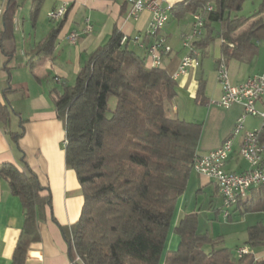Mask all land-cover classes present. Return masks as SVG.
Returning <instances> with one entry per match:
<instances>
[{"label":"trees","instance_id":"1","mask_svg":"<svg viewBox=\"0 0 264 264\" xmlns=\"http://www.w3.org/2000/svg\"><path fill=\"white\" fill-rule=\"evenodd\" d=\"M24 1L7 0L0 48L13 39L14 15ZM30 2L35 24L43 1ZM244 2L184 0L171 10L176 21L203 15L206 34L195 43L198 48L220 39L223 56L246 62L264 44V0L250 17L240 15ZM208 3L214 10L204 13ZM65 16L39 42L38 55L52 57ZM124 38L115 29L88 56L73 84H63L54 100L64 126L65 165L75 173L83 196L78 221L69 228L59 227L69 264H264L254 261L252 254L238 258L236 250L220 246L222 237L200 233L195 213L183 216L172 228L177 200L198 156L202 127L169 115L168 107L177 96L176 81L164 68H149L145 52ZM204 91L200 79L195 94L199 106L206 105ZM8 92L5 89L4 96ZM110 97L115 99L113 110L108 106ZM9 117V107L0 106V123L8 124ZM21 135L22 130L10 134L15 146ZM260 141L264 142V131ZM0 178L19 199L23 213L11 264H25L30 244L40 239L39 221L44 209L51 207L50 194L25 163L22 171L1 165ZM255 194L257 200L243 204L247 210L264 212V188ZM170 233L179 243L166 251ZM263 242L262 224L247 229L245 247L263 248Z\"/></svg>","mask_w":264,"mask_h":264},{"label":"crops","instance_id":"2","mask_svg":"<svg viewBox=\"0 0 264 264\" xmlns=\"http://www.w3.org/2000/svg\"><path fill=\"white\" fill-rule=\"evenodd\" d=\"M42 1L35 24L30 19L32 11L30 4L28 13L30 31L20 19V8L16 11L13 39L5 42L0 48V106L7 105L10 111L9 123L6 125L0 123V166L11 164L22 171L25 163L37 176L45 193L47 190L50 194L51 207L44 209L43 218L39 221L40 239L30 244L25 264H69L67 245L59 227L69 228L78 221L83 196L75 173L65 165L64 126L57 118L54 100L61 93L63 84H73L76 74L88 56L102 46L115 29L125 38L132 39L135 36L144 38L150 14L143 11L137 20H133L129 17L127 0ZM183 1L165 0L164 5H170L173 9L174 5ZM5 4L1 6L0 0V31ZM63 4H67L68 9L63 27L55 41L54 53L52 57L40 56L35 48L55 26L47 14ZM191 20L190 16L187 25H181L180 21L173 18L172 10L169 12V21L162 35L166 37L172 51L163 57L162 65L170 75L176 71L181 58L188 53L181 45V37L189 31ZM88 25L91 28L90 32L85 31ZM205 34L204 30L203 35L193 42V47L199 51V66L176 81L177 96L172 103H180V108L176 104L171 107V114L180 120L201 125L198 156L218 149L231 138L235 121L243 113L242 106L238 104L228 109L211 104V101H217L222 93L216 78L217 61L221 58L225 61L230 83L234 86L242 84L249 77L264 74V44L258 45L255 55L242 62L231 56L222 55L220 39L205 48H198L195 43L200 42ZM72 35H75L74 41L70 40ZM144 41L148 42L146 39ZM5 53L10 54L9 59ZM208 59H211V64ZM200 79L205 82V106L195 103L197 83ZM5 89H9L6 96L3 94ZM182 99H187V109L182 104ZM255 106L259 111L264 110V99L256 101ZM200 111V117H196ZM261 123L259 118L246 117L245 129L259 130ZM21 130L22 135L15 146L10 134L19 133ZM238 144L239 139H235L225 170L240 174L245 172L248 166L238 154ZM256 190L257 188H254L246 193L239 200V203L243 202L237 203L231 211V218L226 219L228 222L239 220L246 235L244 244L249 227L256 224L264 226V212L247 210V206L243 204L257 200ZM189 195L193 196V200H198L199 197L221 199L215 182L193 171L184 194L177 200L172 228L183 216L195 213L187 202ZM209 206L210 209H215L212 203ZM22 224L20 201L10 193L7 182L0 178V264H11ZM178 243L179 238L170 233L166 251L175 250ZM239 248L242 246L236 247ZM250 252L254 261L264 262V252L256 254L254 250Z\"/></svg>","mask_w":264,"mask_h":264},{"label":"built area","instance_id":"3","mask_svg":"<svg viewBox=\"0 0 264 264\" xmlns=\"http://www.w3.org/2000/svg\"><path fill=\"white\" fill-rule=\"evenodd\" d=\"M3 1L7 2V0ZM164 2L165 0H127L129 17L133 20H137L143 11L150 14L144 38L141 36L132 38L133 43L145 52L146 64L149 68H163V57L172 51L166 37L162 35L169 21L166 18V11H171L170 5L165 6ZM67 9V4H63L50 11L47 17L56 24L64 18ZM213 10L214 6L211 3L206 4L202 9L204 13H210ZM191 19L189 31L181 37V45L188 53L181 58L176 71L171 74L174 81L186 76L189 71L197 69L198 61H200L199 51L193 47V42L203 35L204 18L202 14H195L191 16ZM85 31H91L89 25ZM145 39L148 42L145 43ZM70 40L74 41L75 35H72ZM216 78L222 93L220 98L217 101H211V104L222 109L238 104L242 106L243 113L235 121L231 138L227 139L218 149L197 156L193 163V171L215 182L222 199V214L227 219L236 207V199L249 193L251 189H258V181H264V142L260 141L264 131V110L259 111L255 106L256 101L264 99V74L254 75L242 84L234 86L230 83L226 63L221 58L217 61ZM246 117L261 119L260 129L246 130ZM235 139H239L238 152L244 153V161L248 166L247 170L240 174L225 170ZM250 254L247 247L236 250L238 258Z\"/></svg>","mask_w":264,"mask_h":264},{"label":"rangeland","instance_id":"4","mask_svg":"<svg viewBox=\"0 0 264 264\" xmlns=\"http://www.w3.org/2000/svg\"><path fill=\"white\" fill-rule=\"evenodd\" d=\"M258 3H259V0H245L240 15L244 17H250L256 11ZM4 4L5 3L1 0V6H4ZM30 4H31L30 0H26L24 1L23 5L20 7V10H21L20 19L24 22V26L26 27L28 31H30V26H29V21H28L29 19L28 13L30 9ZM189 20H190V16L187 15L180 21V23L181 25L182 24L187 25ZM40 22L41 20H39V23ZM208 60H209L208 62H210L211 64V59H208ZM173 104L175 105L176 103H171V105H169L168 107L170 116H172L171 107ZM182 104H184L185 108L187 109V105H188L187 99L186 100L182 99ZM108 106L111 110H113L115 106V99L113 97H110L108 99ZM176 106H179L180 108V103L176 104ZM199 114L201 115V111L200 113L196 115V117L199 116ZM188 199L189 200H187V202L189 206H191L192 209H194L193 211L196 214V217L198 220V231L200 233L206 232L211 237H222L223 242L220 243V246L229 248L231 250H235L236 247L238 246L243 247L245 245L244 241H245L246 235L243 232L244 230H243L242 225L239 224V220H233L231 222H228L223 217L222 211L220 212L221 207H222V202L219 197H215L212 200H210V198L206 199L205 197H199L198 200H193L194 199L193 196L189 195ZM210 203L214 205L213 207L215 209L209 208ZM260 252H264V249L257 248L254 250L255 254L260 253Z\"/></svg>","mask_w":264,"mask_h":264},{"label":"bare ground","instance_id":"5","mask_svg":"<svg viewBox=\"0 0 264 264\" xmlns=\"http://www.w3.org/2000/svg\"><path fill=\"white\" fill-rule=\"evenodd\" d=\"M170 10H171V8H170ZM169 12L170 11H166V18H168L169 19ZM203 32H204V25H203ZM199 66V61H198V65H197V67ZM239 154V156L241 157V159L242 160H244V153H238ZM260 187H264V181H258V188H260ZM244 195H242V196H239L237 199H236V204L238 203V201L243 197Z\"/></svg>","mask_w":264,"mask_h":264}]
</instances>
